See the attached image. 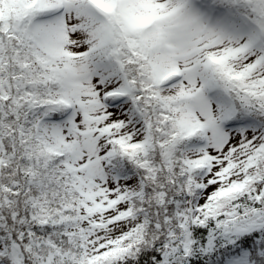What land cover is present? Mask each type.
I'll return each instance as SVG.
<instances>
[{"label":"snow or ice","instance_id":"1","mask_svg":"<svg viewBox=\"0 0 264 264\" xmlns=\"http://www.w3.org/2000/svg\"><path fill=\"white\" fill-rule=\"evenodd\" d=\"M0 264H264V0H0Z\"/></svg>","mask_w":264,"mask_h":264}]
</instances>
